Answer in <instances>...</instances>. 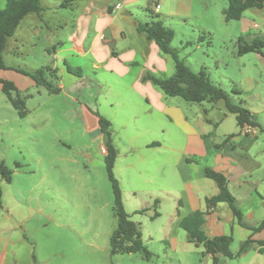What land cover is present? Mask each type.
Here are the masks:
<instances>
[{
    "label": "rangeland",
    "instance_id": "1",
    "mask_svg": "<svg viewBox=\"0 0 264 264\" xmlns=\"http://www.w3.org/2000/svg\"><path fill=\"white\" fill-rule=\"evenodd\" d=\"M207 1L212 9L205 20L165 18L154 13L153 6H147V0L125 5L111 17H114L115 25L118 24L116 26L126 30L130 27L119 18L121 12L131 14L134 21L141 23L161 20L164 26L174 31L171 47L178 51L191 71L195 74L205 72L213 84L231 96L234 104H239L246 96L233 93L242 91L233 81L244 79V75L236 67L233 69L234 62L229 56L232 45L223 42V35H227L229 30L225 28L221 15L227 8V1ZM5 2L0 0V9ZM62 2L44 0L43 5L55 6ZM196 6L195 3L194 8ZM33 17L30 14L22 20L13 37L8 39L2 55L8 69L0 70V80L15 85L26 112V116L20 118L0 90V164L4 163L12 172L11 183L1 184L4 202L13 204L15 197L23 196L25 209L43 208L47 214L59 213L58 221L64 225L62 230L57 224H50L36 214H31L26 222L28 235L35 236L38 247L69 249L89 247L92 243L94 263L205 264L201 256L203 248L189 243L183 230L172 228L180 200L177 191L182 188L178 159L183 154H189L184 136L177 128L166 136L165 146L170 145L173 152H167L172 156V175L164 182L162 158L156 150L145 149L144 145L155 141L159 129L167 123L159 115L148 112L150 106L138 92H132L128 82H112L113 77L103 73V70L91 69L90 57L62 51L61 55L67 57L76 74L69 73L58 60L51 84L60 90L59 93H50L37 86L25 72L33 73L47 66L52 68L53 48L47 38L66 42L72 17L68 7L52 8L47 13V17L56 20L53 27H46L43 22L32 20ZM65 22L68 23L67 29L61 31L57 28H65ZM201 22L213 30L212 40L200 39L203 34L198 24ZM90 36L91 33H88L87 41ZM257 38L264 43V37ZM68 47L66 42L62 50ZM55 49L59 51L61 48L55 44ZM250 59L251 56H247L245 60L252 68L247 74L258 82L256 92L264 96L263 72L259 65L255 68ZM12 97H16V92L12 93ZM169 101L171 106L182 109L195 132L202 133L203 128L209 127L206 121L212 120L215 137L210 140H219L222 134L237 130L234 116L229 115L223 127L215 131V123L226 114L223 102L192 104L178 97H169ZM83 107L92 110V117L82 114ZM95 113L112 124V138L118 150L114 175L123 187L125 211L139 226L144 246L153 255L150 260H145L139 253L113 257L109 254V237L116 227V219L111 185L105 171L104 156L100 152L102 133L98 129ZM194 161L200 167L206 164L203 158L197 156ZM145 170L149 172L147 176ZM165 193L170 194V198H165ZM154 200L158 201L157 208L153 206ZM155 213L157 217H154ZM42 224L46 229L44 232ZM66 226L86 230L82 234L83 244L73 237ZM233 239L230 252L236 254L242 241L238 235ZM248 247L258 245L252 243ZM254 255L252 248L246 258L225 259V263H247ZM256 260L264 264V256L257 255Z\"/></svg>",
    "mask_w": 264,
    "mask_h": 264
},
{
    "label": "crops",
    "instance_id": "2",
    "mask_svg": "<svg viewBox=\"0 0 264 264\" xmlns=\"http://www.w3.org/2000/svg\"><path fill=\"white\" fill-rule=\"evenodd\" d=\"M43 1L41 0L43 8L41 18L33 14L32 20L43 22L46 27H53V21L55 23L56 20L47 17V13L51 12L52 8H60L61 4L44 6ZM138 1L140 0H74L68 6L72 17L69 23L70 34L66 39L69 47L62 50L66 42H56L53 37L47 38L49 45L53 48L51 69L55 70L56 63L60 60L67 70V67L70 66L67 57L61 55V52L69 51L77 53L78 56L90 57L91 69L94 71L103 70V73L113 77L112 82L115 80L123 83L128 82V87L132 92H138L145 103L150 106L148 112L159 115L161 120H165L167 123L159 129V136L154 138L155 141L144 145L145 149L156 150L162 158V164H164L161 173L164 182L168 181L172 175V156L167 152H173V148L170 145L165 146L166 136L171 134L174 128H177L184 136L189 147H187L189 154H183L178 159L182 188L177 191L180 200L174 215L173 229H179L177 227L179 221L198 210L205 213L203 228L205 234L210 238L223 235H231L234 238L235 235H238L241 237L242 243L247 240L251 241L250 244L257 245L259 242H264V229L252 232L239 226L227 204L219 203L211 208L206 206L205 200L215 196L218 193V188L213 181L204 176L205 167L226 176L228 190L234 197L245 224L256 226L264 219V96L256 92L258 82L247 74L248 69L252 68L245 62L247 56H251L250 61L254 63L255 68L257 65L260 66L264 76V49L262 50L263 55L256 53L241 57L236 55L240 38L250 42L254 38L264 37V6L260 9L246 10L237 21L225 22L223 19L225 28L229 29L228 34L223 35V42L232 45L229 56L234 62L233 69L235 70L234 67H236L237 71L244 75V79L233 82L242 90L238 91L246 96L240 101L255 117L256 126L253 127V134L242 133L241 127L236 124L235 132L224 133L219 137V140L215 138L210 140L211 137H215L212 132V120L206 121L209 127L203 128L202 133L195 132L182 109L178 106H171L169 97L145 80V77L149 75L162 78L171 77L174 74L172 59L159 52L154 43L148 41L144 34L137 31V26L141 22L134 21L131 14L119 13V18L129 24L128 30L116 26L118 24L115 25L113 22L112 14H118L125 5H132ZM195 3L197 6L194 8ZM117 4L120 5V9L114 10ZM155 4L159 5V10L154 12L157 15L183 21L191 18L205 20L209 17L212 9L207 0H147L148 7L153 6L154 8ZM221 15L223 16V12ZM218 23H220V19ZM119 25L123 24L119 23ZM67 26L68 23L65 22V28L61 26H57V28L64 31L68 28ZM198 28L202 30L203 34L200 39L209 38L212 40L214 33L209 26L201 22L198 24ZM106 30L110 32L111 40L114 43L113 49L106 45L108 40L105 37L100 38ZM88 33H91V36L87 41ZM55 44L61 48L59 51L55 49ZM113 52L116 54L115 56H113ZM126 104L125 102L124 105ZM82 112V114H89L88 116L92 117V110L83 107ZM229 115L231 114L226 112L215 123L216 132L223 127ZM101 138L102 146H105L106 138L103 134H101ZM154 143L158 145L151 146ZM196 156L204 159L205 166L200 167L194 161ZM186 159L190 161L187 162ZM145 172V176H147L149 172L146 170ZM121 188L123 192V187L121 186ZM165 195V198L171 196L167 193ZM152 197L150 196V198ZM13 201V204L5 203L2 191L0 264H33V254L37 264H108L107 262L94 263L92 243L89 244V247H69V249L67 247H38L35 236L28 235L25 228L26 222L31 218V214H36L42 216V219L48 220L50 224H57L58 228L62 230L64 225L58 221L59 213L47 214L43 208L25 209L23 196H17ZM65 228L69 229L73 237L83 244L82 234L86 232L84 228L80 231L67 226ZM36 229L38 230V228ZM41 229H44V224ZM252 248L255 254L253 259L243 264H263L256 260L257 255L264 256V247L260 248L259 245L258 247H248V250L240 255H237L238 252L232 253L234 256L232 259L246 258ZM259 249L261 250L259 251ZM55 257L58 259L53 260ZM202 258L205 264H212L209 255ZM225 259L227 258H221L218 264H226Z\"/></svg>",
    "mask_w": 264,
    "mask_h": 264
},
{
    "label": "trees",
    "instance_id": "3",
    "mask_svg": "<svg viewBox=\"0 0 264 264\" xmlns=\"http://www.w3.org/2000/svg\"><path fill=\"white\" fill-rule=\"evenodd\" d=\"M74 0H63L60 8H67ZM227 8L223 10V18L225 22L237 21L242 14L249 9H260L264 6V0H226ZM150 10V8H149ZM43 11L41 0H6L3 8L0 9V70L8 69L4 60L3 53L7 47L8 39L13 37L22 20L29 14H35L41 18ZM150 12H152L150 10ZM137 31L145 35V38L154 43L159 52L169 56L174 64V74L171 77H154L146 76L145 80L149 81L153 86L159 88L167 97H178L187 103L192 104H216L223 102L226 112L235 117L238 127L248 124L252 127L256 126L254 115L243 105V102L234 104L231 96L213 84L207 74L203 71L193 73L189 66L182 60L176 49L171 47L174 38V31L163 25L161 20H152L149 23L139 24ZM264 43L254 38L248 42L244 39H239L236 55L238 57L250 53L262 54ZM113 56L116 54L113 52ZM67 71L71 74H76L70 67ZM55 74V70L50 67H44L35 70L33 73L25 75L35 82L37 86L44 87L50 93H59L58 88H54L51 84V79ZM1 92L7 97L8 101L18 111L20 118L26 116L25 104L18 95L15 85L9 81L0 80ZM16 92V97H12V93ZM236 95L243 94L240 91H233ZM100 132L105 136V147L107 154L104 156V166L107 173L108 181L111 185L113 195V214L116 219V227L109 237V254L111 257L116 255L139 253L145 260L152 258V253L144 246L142 235L139 226L134 223L129 214L125 211L123 204V192L119 181L114 175L115 162L118 156V150L112 138L111 122L95 113ZM154 143L151 146H157ZM187 162L190 160L186 159ZM205 178L213 181L218 193L205 200L208 208L214 207L219 203H225L229 207L235 222L243 227L258 232L264 229V219L256 226H248L243 220L241 211L237 208L234 197L228 190L227 178L221 172L214 171L209 167L204 169ZM12 181V172L4 165L0 164V208L2 207V188L1 183L10 184ZM157 200L153 201V206L156 207ZM157 213L154 217H157ZM205 223V213L195 211L183 217L177 227L186 233L189 243H193L196 247L201 246L203 252L202 257L210 256L212 264H218L221 258L232 259L234 256L230 252L233 237L231 235H223L217 237H208L205 234L203 225ZM251 243L247 240L241 243L237 255H240L248 250ZM260 248L264 247V242H259ZM261 249H259L260 251ZM33 264H37L36 257L32 255Z\"/></svg>",
    "mask_w": 264,
    "mask_h": 264
},
{
    "label": "built area",
    "instance_id": "4",
    "mask_svg": "<svg viewBox=\"0 0 264 264\" xmlns=\"http://www.w3.org/2000/svg\"><path fill=\"white\" fill-rule=\"evenodd\" d=\"M118 9H120V5H119V4H117V5L114 7V10H118ZM158 10H159V5H158V4H155V5H154V11L157 12ZM100 38L103 39L104 36L101 35ZM253 131H254L253 127L250 126V125H248V124H245V125H243V126L241 127V132L244 133V134H246V135H252V134H253ZM100 152H101V154H102L103 156H105V155L107 154L106 147H105V146H101V148H100Z\"/></svg>",
    "mask_w": 264,
    "mask_h": 264
},
{
    "label": "water",
    "instance_id": "5",
    "mask_svg": "<svg viewBox=\"0 0 264 264\" xmlns=\"http://www.w3.org/2000/svg\"><path fill=\"white\" fill-rule=\"evenodd\" d=\"M103 36L105 37V39H107V43L106 45L110 48V49H113L114 48V43L113 41L111 40V35H110V32L109 30H106L103 34Z\"/></svg>",
    "mask_w": 264,
    "mask_h": 264
}]
</instances>
